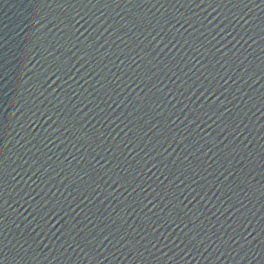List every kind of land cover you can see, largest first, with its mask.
I'll return each mask as SVG.
<instances>
[{"label": "water", "instance_id": "water-1", "mask_svg": "<svg viewBox=\"0 0 264 264\" xmlns=\"http://www.w3.org/2000/svg\"><path fill=\"white\" fill-rule=\"evenodd\" d=\"M0 264H264V0H0Z\"/></svg>", "mask_w": 264, "mask_h": 264}]
</instances>
